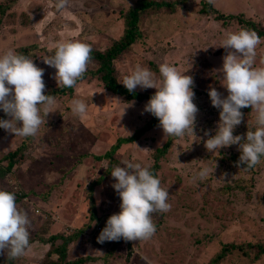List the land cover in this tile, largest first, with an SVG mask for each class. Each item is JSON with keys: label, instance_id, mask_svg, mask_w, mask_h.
<instances>
[{"label": "rangeland", "instance_id": "1", "mask_svg": "<svg viewBox=\"0 0 264 264\" xmlns=\"http://www.w3.org/2000/svg\"><path fill=\"white\" fill-rule=\"evenodd\" d=\"M135 1L68 0V6L58 11L56 0H0V55L9 49L26 51L45 69V93L56 90V70L43 62L54 54L53 45L71 40L103 52L122 37L125 13ZM202 2L208 0H187L172 13L140 14L139 38L112 63L117 82L137 64L159 80L162 63L194 79L193 102L199 110L195 134L173 139L168 152L155 161V175L169 191L171 208L152 214L154 236L147 241L97 243L101 231L95 232L94 226L120 211L112 168L123 166L125 159L150 167L154 150L167 136L155 125L104 157L117 139L131 136L149 121L150 113L143 111L148 100L125 101L103 89L96 77H85L70 94L54 95L55 112L49 113L35 137L15 136L0 128V190L15 193L18 208L31 221L29 241H35L12 264H69L80 258L86 259L81 264H264V252H260L264 247V157L249 170L235 166L238 145L213 153L204 147L209 138L205 132L215 135L220 111L211 104L209 87L227 95L222 76L215 71L227 54L219 46L228 32L247 29L246 22L264 27V0H213L210 6L216 12L238 16L224 22L214 20L212 14H199ZM261 41L254 67H264ZM95 66L90 63L87 69ZM135 91L154 94L156 89L137 87ZM73 98L88 105L85 119L72 114ZM241 111L243 120L233 135L246 138L248 129L256 128L255 112L250 107ZM0 119H8L2 109ZM22 143L6 171L5 154ZM204 168L208 176L201 180L197 174ZM52 236L57 238L40 242ZM62 243L65 253L60 261L53 250Z\"/></svg>", "mask_w": 264, "mask_h": 264}, {"label": "clouds", "instance_id": "2", "mask_svg": "<svg viewBox=\"0 0 264 264\" xmlns=\"http://www.w3.org/2000/svg\"><path fill=\"white\" fill-rule=\"evenodd\" d=\"M208 3H213V0H208ZM67 6L68 0L55 2L58 11ZM261 43L255 31L240 29L228 32L219 46L227 54L222 58V67L215 70L222 76L220 83L227 90V95L212 86L208 91L212 106L220 111L215 135L205 132L209 138L204 141V147L213 153L238 145L240 156L235 166L249 170L259 165L264 157V67H254L256 49ZM53 48L54 54L43 59L44 64L56 70L53 78L58 87L74 88L87 71L91 47L83 42L67 40L56 42ZM158 67L159 80L150 69L137 64L119 83L130 93L137 87L141 90L156 89L143 111L158 119L164 137L193 134L199 111L193 102V77L182 74L168 63ZM44 72L45 69L38 67L32 58L12 49L0 55V109L8 117L0 119V128L7 133L35 137L40 126L47 122L49 113L55 112V96L44 94ZM249 107L255 112V130L248 129L246 138L233 135L243 120L241 109ZM70 108L74 116L81 120L86 118L88 105L83 99L73 98ZM121 164L123 166H115L111 170L116 181L112 187L121 201L120 211L108 217L97 243L121 239L125 242L150 240L156 232L152 214L168 212L171 208L167 202L169 191L161 187L160 179L149 167L127 159ZM197 175L199 179H205L208 169L204 168ZM30 224L27 213L16 204L15 193L0 190V255L17 259L25 254L29 247Z\"/></svg>", "mask_w": 264, "mask_h": 264}, {"label": "trees", "instance_id": "3", "mask_svg": "<svg viewBox=\"0 0 264 264\" xmlns=\"http://www.w3.org/2000/svg\"><path fill=\"white\" fill-rule=\"evenodd\" d=\"M187 0H136L134 5H132L127 13H125V29L122 37L114 41L110 47L106 50L102 51H94L91 52V61L90 63L95 64V69H87L86 73L84 74V77L81 79L83 80L85 77H96L97 81L99 82L100 86L105 89L106 91L111 92L114 95H118L122 97L125 101H142V100H149L150 97L153 94H144L139 93L137 91H134L130 93L122 84L116 81L114 77V69H113V61L114 59L119 56L121 53H123L124 50H126L136 39L139 38V32L137 29V21L138 17L143 14H146L148 11H164L172 13L175 11V9L182 8V5L185 4ZM199 14H204L207 16V14H212L214 20L219 21H227V20H233L238 18V16L233 15H223L221 13L216 12L213 8H211L210 3L208 2H202L201 8L198 11ZM242 20L238 19V23H240ZM247 29H250L252 31H255L260 38L264 42V27L263 28H256L251 23L246 22ZM20 54L26 53L24 50H20ZM89 63V64H90ZM80 81V80H79ZM72 92V88H61L58 87L56 90H52L50 92H46L45 95H62V94H70ZM159 125V121L156 117L152 116L150 114L149 121L140 129H137L131 136L127 138H120L117 139L112 146L111 150L107 152L104 157H109L110 152L116 149L120 144L122 143H129L134 141L135 139H138L144 132L149 130L151 127ZM176 137L167 136L164 144L159 148L155 149L153 152V159L154 163L149 167V170L155 175V169L157 168V165L155 164V161L158 157L163 156L165 153H167L169 146L173 139ZM23 148V143L20 144L15 150L8 152L5 154L4 158L7 160L6 164V171H9V169L12 167L13 162L12 160L16 157L17 154H20L21 150ZM103 220V219H102ZM100 220V222L102 221ZM98 222V223H100ZM97 223V224H98ZM57 237L52 236L48 238V240H40V242L43 243H49L55 240ZM35 241H29V244L33 243ZM65 243V242H64ZM54 253L58 255V259L61 261L64 259V253H65V246L62 243L60 248L53 250ZM260 252H264V247L260 248ZM220 256H217V259ZM5 260L6 263L12 264L14 262L13 259H1L0 262ZM85 258H80L74 262H71L69 264H81L85 261ZM50 264H55L50 263ZM68 264V263H65Z\"/></svg>", "mask_w": 264, "mask_h": 264}, {"label": "built area", "instance_id": "4", "mask_svg": "<svg viewBox=\"0 0 264 264\" xmlns=\"http://www.w3.org/2000/svg\"><path fill=\"white\" fill-rule=\"evenodd\" d=\"M106 221H107V220H102L100 223L96 224V225L94 226V231H95V232H100V231L105 227V225H106Z\"/></svg>", "mask_w": 264, "mask_h": 264}]
</instances>
